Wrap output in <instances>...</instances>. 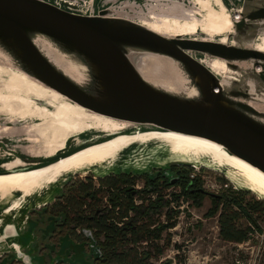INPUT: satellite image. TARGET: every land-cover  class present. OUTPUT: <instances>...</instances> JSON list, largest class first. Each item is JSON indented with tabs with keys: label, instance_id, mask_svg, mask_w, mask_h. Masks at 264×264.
I'll list each match as a JSON object with an SVG mask.
<instances>
[{
	"label": "water",
	"instance_id": "obj_1",
	"mask_svg": "<svg viewBox=\"0 0 264 264\" xmlns=\"http://www.w3.org/2000/svg\"><path fill=\"white\" fill-rule=\"evenodd\" d=\"M172 1L188 5V0H0V62L91 112L215 141L264 172V51L255 47L264 33V0H229L239 8L230 12L232 31L224 41L171 36L133 18V8ZM191 52L222 60L226 71L216 75ZM139 54L166 58L174 76L170 83L145 77L134 63ZM71 141L63 153L37 162L55 161L92 142ZM4 143L0 138L1 148ZM18 244L12 243L20 255Z\"/></svg>",
	"mask_w": 264,
	"mask_h": 264
},
{
	"label": "bare ground",
	"instance_id": "obj_2",
	"mask_svg": "<svg viewBox=\"0 0 264 264\" xmlns=\"http://www.w3.org/2000/svg\"><path fill=\"white\" fill-rule=\"evenodd\" d=\"M228 2L188 0V5L172 1L147 3L135 9L133 4L132 8L139 22L156 32L194 38L204 35L224 41L232 31L230 12L239 8ZM255 47L264 51V33L255 39ZM191 54L218 76L226 71L220 59ZM134 63L151 80L170 83L174 77L168 74L166 58L139 54L135 55ZM0 119L8 124L0 125V138L5 141L2 149L8 151L0 156V171H5L0 173V231L11 217L21 216L29 206L47 203L49 197L44 193L58 181L70 174H86L88 169L99 173V168L119 161L121 155H127L138 145L163 144L170 157L223 170L242 186L264 196V172L229 153L221 144L91 112L3 62H0ZM68 139L76 144L92 142L55 161L37 162L39 158L63 153ZM14 152L29 160H21Z\"/></svg>",
	"mask_w": 264,
	"mask_h": 264
},
{
	"label": "trees",
	"instance_id": "obj_3",
	"mask_svg": "<svg viewBox=\"0 0 264 264\" xmlns=\"http://www.w3.org/2000/svg\"><path fill=\"white\" fill-rule=\"evenodd\" d=\"M192 171L178 161L140 173L120 170L66 179L54 200L37 211L34 227L53 222L50 237L67 233L92 244L98 250L94 264H155L175 245L169 231L181 208L185 203L200 207L206 195L212 203L206 215L216 217L222 240L243 243L255 228L260 230L264 198L231 187L209 193Z\"/></svg>",
	"mask_w": 264,
	"mask_h": 264
},
{
	"label": "rangeland",
	"instance_id": "obj_4",
	"mask_svg": "<svg viewBox=\"0 0 264 264\" xmlns=\"http://www.w3.org/2000/svg\"><path fill=\"white\" fill-rule=\"evenodd\" d=\"M133 18H138L137 14H134ZM0 125L8 126L5 119H0ZM4 152L8 151L0 147V156L3 155ZM121 157L119 161L114 162L110 166L106 165V167L101 168L104 171L99 168V173H94L92 170L88 169L86 174L90 173L96 178L110 171L131 170L134 173H140L152 167H164L169 163L181 160L170 157L166 146L158 143L146 146L138 145L133 148V150L129 151L127 155H121ZM188 164L193 169L191 176H198L202 181V187L209 193H222V191L231 187L233 189L248 190L250 195L256 198H264V196L258 192H254L242 186L236 178H232L223 170H218L215 167L196 161H189ZM86 174L76 173L68 175L65 179L52 185L50 189L44 193V196H48L49 199L53 201L60 190L61 184L66 179L75 176L84 177ZM211 204L209 195L203 198L200 207L184 204V207L181 208L182 212L177 219L176 226L169 231L171 241L175 245L170 246L161 256V259L155 261V264H161L160 261L162 260H170V262H164V264H264V217L258 223L260 230L255 228L248 241L243 243L228 242L222 240L218 235L216 217L206 215ZM42 206L43 205L39 207L29 206L27 209L23 210L21 216L15 217V219L11 217L8 221V223L15 225L17 230L19 229V233L21 231L23 234H21L23 241L26 242L28 238L29 241H27V243L19 241L17 248L21 254L18 255L12 245L14 241H9L8 238L4 235L2 236L3 233H1L0 263L1 259H6L7 256H18V258H23L26 262L30 261L28 257H25L27 252L32 257L33 264H56L58 260L61 262L64 261V264L85 261V256L88 255L86 246L83 242H77L67 234L60 237L58 247L50 244L49 247L52 251H48L49 259L46 254H41L35 249L34 246L39 243V238L37 236L40 233L42 224L36 227H34V225L36 217H38L37 211H41L40 207ZM7 261L8 259H6L3 264H11ZM19 261V264H22V260Z\"/></svg>",
	"mask_w": 264,
	"mask_h": 264
},
{
	"label": "flooded vegetation",
	"instance_id": "obj_5",
	"mask_svg": "<svg viewBox=\"0 0 264 264\" xmlns=\"http://www.w3.org/2000/svg\"><path fill=\"white\" fill-rule=\"evenodd\" d=\"M37 218V217H36ZM34 223V222H33ZM36 224V223H35ZM53 228V222H45L44 225H42L41 229H40V232L42 233H39V235L37 236L39 239V243L37 245H35V249L38 250L39 253L41 254H46L48 256V259H49V252L48 251H52L50 249V244H53L55 245L56 247H58V242H59V239L62 235H66V234H62L59 236V239H55L54 237H50L51 235V230ZM69 235V234H67ZM71 238H73L75 241L77 242H81L79 240H77L76 238H74L73 236L69 235ZM27 241H29V238L27 239ZM84 243V242H83ZM85 245V244H84ZM86 248H87V252H88V255L85 256V261L83 262H73L71 264H94V259L92 257L93 254H96L98 252V250L92 245V244H88V245H85ZM10 256H7L6 259H8V263L10 262L11 264H19V260H22V264H33L32 263V257L29 255V253L27 252L25 257H28L30 259V261H25L23 258H18L17 257H10ZM6 259H1V263L0 264H3L4 261ZM64 262V261H63ZM63 262H61L60 260H58L56 262V264H64Z\"/></svg>",
	"mask_w": 264,
	"mask_h": 264
},
{
	"label": "crops",
	"instance_id": "obj_6",
	"mask_svg": "<svg viewBox=\"0 0 264 264\" xmlns=\"http://www.w3.org/2000/svg\"><path fill=\"white\" fill-rule=\"evenodd\" d=\"M53 200V199H52ZM51 203L52 201H51V199H49V201H48V203ZM5 229V230H4ZM19 230V229H18ZM17 230V228L15 227V225H13V224H11V223H7L5 226H3L2 227V229H1V231H0V234L1 233H3L2 234V236L4 235V236H6V235H12L10 238H8V240L10 241H20V242H23V243H27V241L25 242V241H23L22 240V233H21V231H20V236H18V237H13V235L15 234V232H19ZM22 234V235H21ZM1 237V236H0Z\"/></svg>",
	"mask_w": 264,
	"mask_h": 264
}]
</instances>
